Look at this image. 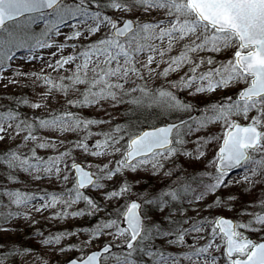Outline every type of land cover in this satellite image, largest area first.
Returning a JSON list of instances; mask_svg holds the SVG:
<instances>
[{
    "label": "snow or ice",
    "instance_id": "6c2138e0",
    "mask_svg": "<svg viewBox=\"0 0 264 264\" xmlns=\"http://www.w3.org/2000/svg\"><path fill=\"white\" fill-rule=\"evenodd\" d=\"M110 12L148 16L161 13L162 18L134 20ZM62 26L70 32L64 33ZM61 36L63 42L57 43L56 38ZM77 43H81L80 48ZM177 46L178 54L169 55ZM53 48V61L39 56L40 50ZM69 48L71 53L64 55ZM21 51L29 54V60L46 63L57 77L44 68L39 73L17 75L31 76L38 87L42 82L45 90L40 95L48 100L59 94L66 101V108L31 120L19 111H0V141L20 140L15 148L0 153V168L9 183H16L17 174L24 173L35 181L55 177L65 187L58 193L41 195L4 188L0 191V223L28 219L26 209L42 212L58 205L62 207L54 218L93 215L104 209L86 194L85 190L92 189L106 201L124 203H118L112 218L84 229L88 239L82 245L109 235L123 238L124 243L116 245L122 251L113 255L109 243L71 259L69 264H101L109 257L115 264H264V241L256 242L245 235L264 231V196L249 205L256 210L241 213L250 218L240 223L219 215L192 218L185 207L232 184H240L247 192L264 186V0H0V69L10 66ZM227 51H231V57L219 62L200 55ZM157 56L168 65L160 76L187 68L168 88L150 89L137 83V79H144L137 64L151 73L154 69L150 66L157 63ZM165 56L167 60L163 59ZM204 65L206 70H201ZM237 84L244 86L235 96L207 104L199 116L185 120L178 115L191 113L193 106L181 100L173 89H187L190 95H196ZM70 93L77 98L68 99ZM104 102L113 107L126 103L137 109H160L163 114H177L179 123L147 128L117 124L108 132L95 133L101 139L90 144L89 138L94 135L89 131L91 126L107 121L85 119L68 109L97 107ZM17 103L32 109L45 106L27 98ZM212 125H219V134L199 135ZM42 130L85 135L64 151L44 157L37 154V149L55 150L56 144L37 135ZM193 136L195 139H190ZM189 142L195 145L191 151L185 147ZM213 145L214 154L205 169L214 171L184 178L177 175L172 183L157 191L138 193L136 198L129 196L132 188L127 182L112 190L106 188V183L122 170L150 168L153 175L162 172L164 177H172L175 173L173 169L165 170L167 164L175 167L176 158L181 156L200 161ZM25 148L27 152L23 151ZM75 150L90 157L114 158L119 154L120 158L114 159V166L109 161L97 164L93 171L91 165L73 157ZM234 169H243L242 177L228 180ZM234 200V195L224 199L217 195L207 207H225ZM81 202L83 209L69 211ZM192 210L198 212L197 208ZM156 213L166 226L158 222ZM0 231L8 229L0 227ZM75 235L76 232L57 233L43 237L41 242L60 245L64 237ZM189 236L193 243L188 242ZM157 241L184 250L173 255L157 247ZM73 247L83 252V247ZM29 251L11 249L0 253V264H15L13 257ZM60 251L66 249L61 247Z\"/></svg>",
    "mask_w": 264,
    "mask_h": 264
},
{
    "label": "rangeland",
    "instance_id": "374dc122",
    "mask_svg": "<svg viewBox=\"0 0 264 264\" xmlns=\"http://www.w3.org/2000/svg\"><path fill=\"white\" fill-rule=\"evenodd\" d=\"M109 14L116 17H130L134 20L143 21L158 20L162 18L161 13H153L151 16L144 15L143 13H132L125 15L119 12H110ZM37 31H39V29H37ZM62 31L64 33H69L70 29L62 26ZM63 39V36L58 37L56 38V42H63ZM81 43H86V41ZM81 43H77V48H80ZM53 51H56V49L53 48L51 50H40L39 56L43 57L44 61H53V57L51 56V52ZM71 51V48L66 49L64 55L70 54ZM178 52L179 46L175 47L169 55H177ZM231 54V51H227L222 54L201 53L200 55L205 58L212 57L215 61L219 62L229 59L231 57ZM28 55L29 54L24 51L18 52L16 58L11 62L10 66L4 69H0V111H4L7 109L19 111L22 117H27L31 120L34 117H44L52 111L65 110L66 101L62 96L57 94L56 97L45 100V98L40 95V93L45 90L42 82H40V86L38 87L33 83V78L31 76L17 75V73H39L40 69L44 68L45 72H51V75L54 78L57 77V73L52 72L51 69H48L46 63H42L40 59L29 60L27 58ZM163 59L167 60L168 56H165ZM167 66L168 65L166 63L160 62L159 56H157V63H154L150 66L152 69H154V71H152L151 73H149L148 69L141 68L140 65L137 64V68H139L140 72H142L144 75V79H137V83L147 85V87L150 89L168 88L171 82L178 81L180 76H182L187 71V68L185 67L178 72H170L167 77L160 76L159 73H161ZM206 68L207 65H204L201 70H206ZM61 74H63V72H61ZM133 79H136V77H133ZM243 86V84H237L232 85L227 89L217 90L216 92L201 93L196 95H190L189 90L187 89L181 90L177 88L173 89V91L181 100L193 106L191 113L193 111H196L197 115L195 117H197L200 115V110L203 109L207 104L221 101L226 96H235V94ZM22 98H27L30 102H41L45 106L40 109H32L29 106L17 103V101L21 100ZM76 98L77 97L75 94L70 93L68 96V99ZM68 110L78 113L85 119L102 120L106 116L105 114H103L101 109L95 107L79 109L71 108ZM183 114L187 115L190 113ZM96 115L99 116L98 119ZM177 118L178 117L175 116L168 120ZM165 121L167 120L161 122ZM240 122L245 121L241 120ZM130 123L132 122L127 121L124 126H127ZM89 131L94 133V135H92L88 141L91 144L94 143L97 139H101V137L95 135V133L108 132V125L106 123L93 125L91 126ZM220 131L221 129L219 125H212L206 131L199 133V135L219 134ZM37 135L44 137L49 141L55 142L56 144L55 150L51 148L37 149L38 155L47 157L49 155H55L57 154V152L64 151L66 148L71 147V144L80 139L83 135H85V133H59L42 130L38 132ZM190 139H195V137L193 136ZM19 143L20 140L14 138L0 141V153H3L9 148H15ZM32 146V143L29 142L28 148H31ZM185 147L187 150L191 151L192 149H194L195 145L189 142L187 145H185ZM214 147L215 145L209 146V148L207 149L206 157L200 161H189L188 157L181 156L176 158L175 167L171 163L167 164L165 170L173 169L175 173V175H173L172 177H164L162 172L158 175H153L150 168L141 169L137 172L122 170L121 174H118L113 178L112 181L106 183V188L108 190H112L114 188H118L121 183L127 182V184L132 188L129 196L131 198H136L138 193L157 191L163 188L166 184L172 183L177 178V175L181 178H184L188 174H199L200 172H203L205 170L209 172L214 171V169L212 168L205 169L207 161L211 160L213 157ZM27 150V148L23 149V151L25 152H27ZM72 155L76 158L77 161L83 162L85 165H91L93 171L96 170L95 166L97 164L102 165L104 163H109V161H113L110 166H114V159L120 158L119 154H116L114 158L112 156L99 158L90 157L85 156L80 150L73 151ZM242 175L243 169H237L233 173L229 174V177L227 179L231 181L239 180ZM0 184H3V187L0 185L2 189H19L21 191L35 193L36 195H41L44 192L58 193L65 187L63 182L55 179V177H53L51 180L43 179L35 181L30 176L24 173L17 174L16 183H9L4 178V171L2 168H0ZM68 186H71V182H69ZM259 187L264 186L258 185L251 192H247L245 191V188L240 184H232L230 187L218 190L216 194L209 195L205 198V200L200 201L195 205H192L190 207L185 205V207L188 208L187 215L192 218L225 215L231 216L238 223L247 222L250 217L247 215H241V213L256 210L255 208H250L249 205L254 203L259 197H261L259 196L255 201H250L255 198L256 193L258 195H261V192L258 193ZM85 191L87 195L91 196L94 200L97 201V203L101 205V207L104 209L103 211L96 212L93 215L54 218L55 213L60 211L62 206L58 205L56 208H50L42 212H35L31 209H26L25 211H27L29 214L28 219L16 218L10 220L7 224L0 223V227H5L8 229L7 232L0 231V253L11 249H29L30 251L26 255L16 256L12 258V260L15 261V264H56L71 256H82L83 253L90 249L97 248L104 241H110L114 244L113 255L120 254L122 249L117 248L116 245L123 244V238L115 239L112 236L104 235L94 242L89 243L87 246H83L82 241L88 239V237L83 233L84 229H92L96 226L97 223L105 219L112 218L114 215V210L116 209L118 203L123 204L124 201H116L115 199H113L112 201H106L104 197L95 190L87 189ZM238 192H240V194L238 195V197H236V200L229 202L227 206H213L211 209H208L207 205L212 204L217 195L224 199L228 195L236 196V193ZM240 200L244 202L246 200V203L242 205V202H240ZM84 207V203L81 202L79 204L73 205L72 208L69 209V211H77L83 209ZM192 208H197L198 212L193 211ZM156 218H160L159 213H156ZM66 232H76L77 235L64 237L61 240L60 245H45L41 242L43 237ZM37 233H40L41 235H37ZM245 235H249L255 239H260L264 238V231L246 232ZM187 239L189 243L194 242L191 236H189ZM156 243H160V245H163L166 250L174 253V255H180L184 250L183 248L169 246L163 241H157ZM198 243H203V241H198ZM73 246L83 247V252L77 251ZM61 247H64L66 251L61 252ZM217 255L219 256L220 254L217 253ZM102 264H115V261L111 257H109L107 260L102 261Z\"/></svg>",
    "mask_w": 264,
    "mask_h": 264
},
{
    "label": "trees",
    "instance_id": "16d2710c",
    "mask_svg": "<svg viewBox=\"0 0 264 264\" xmlns=\"http://www.w3.org/2000/svg\"><path fill=\"white\" fill-rule=\"evenodd\" d=\"M131 85H129L130 87ZM82 87V86H81ZM95 108H99L102 110L103 114L106 116L102 119L104 121H107L108 125V131H110L112 128H114L117 124L124 126L127 121H131L132 124H138L140 127H144L147 125H153L154 123H159L164 120L171 119L172 117H178L177 114L173 115H167L163 114L160 109H137L133 105L128 104H118L115 107L112 106L110 102H104L101 106H97ZM179 115V114H178ZM180 117H183L184 114L181 113L179 115ZM97 119L99 116H97ZM3 187V184H0ZM0 186V191H2V187ZM264 187H259L258 193L261 192V195H258L256 193V196L253 200L255 201L259 196H264V191H262ZM240 192L236 193V197ZM243 205L245 202L240 200ZM3 209H0V212H2ZM158 222L161 223L162 226H166V222H163L159 219H157ZM157 247L163 248L165 252H169V250H166L163 245H160V243H156ZM172 253V252H171ZM174 255V253H172Z\"/></svg>",
    "mask_w": 264,
    "mask_h": 264
},
{
    "label": "water",
    "instance_id": "95a60500",
    "mask_svg": "<svg viewBox=\"0 0 264 264\" xmlns=\"http://www.w3.org/2000/svg\"><path fill=\"white\" fill-rule=\"evenodd\" d=\"M195 115H196V113L194 112V113H191L190 115H187V116L183 117V119L188 120V119H189V116L193 117V116H195ZM171 122L179 123V119L166 121V122H164V123H159V124H157V126H164L165 123H171ZM241 123H243V122H241ZM144 128H147V127H144ZM219 216H223V217H226V218H229V219H233V218L228 217V216H225V215H219ZM233 220H234V219H233ZM248 238H249V239H252L253 241H256V240H254V239L251 238V237H248ZM262 241H264V239L258 240V241H256V242H262ZM109 243H110V242H108V241H107V242H104V243L101 244L99 247L94 248V249H91V250H89V251H87V252H91V251L98 250V249H100L103 245H105V244H109ZM110 244L112 245V243H110ZM112 246H113V245H112ZM76 258H78V257L72 256V257H70V258H68V259H66V260H64V261H62V262H60V263H57V264H69V261H70L71 259H76Z\"/></svg>",
    "mask_w": 264,
    "mask_h": 264
},
{
    "label": "bare ground",
    "instance_id": "6f19581e",
    "mask_svg": "<svg viewBox=\"0 0 264 264\" xmlns=\"http://www.w3.org/2000/svg\"><path fill=\"white\" fill-rule=\"evenodd\" d=\"M233 173V172H232Z\"/></svg>",
    "mask_w": 264,
    "mask_h": 264
}]
</instances>
